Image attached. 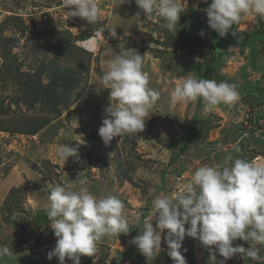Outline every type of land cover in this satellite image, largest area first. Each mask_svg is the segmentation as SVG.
Returning <instances> with one entry per match:
<instances>
[{"label": "rangeland", "instance_id": "obj_1", "mask_svg": "<svg viewBox=\"0 0 264 264\" xmlns=\"http://www.w3.org/2000/svg\"><path fill=\"white\" fill-rule=\"evenodd\" d=\"M96 2L100 21L90 25L81 17H70L64 0H0V27L5 26L0 39L15 41L10 54L21 64L20 72L37 73L43 57L46 62L59 58L72 63L68 69L78 72L68 108L60 109L58 119H52L48 106L28 103L26 92L19 87L22 78L13 81L8 91L0 86V128L23 133L0 134V246L13 252L0 259V264H59L58 259L47 258L56 242L47 219V197L56 184L85 177L94 195L112 193L124 202L130 231L105 237L98 243L97 253L81 256L80 264H174L167 255L164 233L163 250L151 261L139 263L140 252L131 243L152 218L155 196L174 193L190 181L199 166L224 162L229 156L250 161L264 153L263 136L257 133L264 128V108L260 106L264 98V17L242 16L228 34L216 37L204 11L211 0H181L183 12L171 32L159 27L162 21L158 17L149 20L141 14L137 18L140 10L134 0L121 5L115 0ZM11 17L21 18L28 27L23 36L13 21H7ZM114 27L117 35L111 37L109 30ZM101 28L105 29L104 39L97 38L99 44L98 40L91 42L90 37ZM81 36L86 39L75 43ZM58 43L79 55L63 52ZM212 44L221 50L217 81L228 79L238 84L241 99L209 113L203 112L202 99L170 107V91L178 82L190 76L203 79ZM236 47L238 51H229ZM77 48L91 54L87 69H83ZM123 49L144 55L142 70L149 77V87L161 93L154 107L164 114L151 109L142 131L114 137L105 145L98 128L109 104V90L103 89L100 80L108 61ZM2 62L0 58V65ZM49 72L48 68L40 73L43 85L49 82ZM48 120H52L49 125L33 132ZM181 126L200 130L197 141L184 152L172 144L177 134H183ZM261 129L258 132L264 134ZM67 143L77 148V156L63 164L54 151L57 145ZM12 190H16L14 197H10ZM152 223L155 226V221ZM236 245L250 247L240 239L233 242ZM180 252L186 264H207L209 253L198 240L186 236ZM223 259L217 255L218 264ZM65 264L72 261L66 258ZM224 264L253 262L237 255Z\"/></svg>", "mask_w": 264, "mask_h": 264}, {"label": "clouds", "instance_id": "obj_2", "mask_svg": "<svg viewBox=\"0 0 264 264\" xmlns=\"http://www.w3.org/2000/svg\"><path fill=\"white\" fill-rule=\"evenodd\" d=\"M115 2L121 5L129 0ZM134 3L140 10L135 15L137 18L140 19L141 14L149 20L158 17L162 21L159 27L170 32L175 31L183 12L181 0H134ZM64 7L70 9V17H81L90 25L100 21L96 0H64ZM204 11L208 27L224 37L242 16L264 17V0H211ZM104 30L94 32L91 42L98 40L99 44L97 38L104 39ZM109 34L116 37L115 27ZM233 50L238 51V47L229 49ZM143 62L144 55L125 49L108 61L100 83L103 89L109 90V104L103 109L104 118L98 128L105 145L114 137L142 131L151 115L150 110L160 99V91L149 87V77L142 70ZM238 88L235 83L190 76L172 88L169 106L175 108L177 104L186 105L202 99L203 112L209 113L221 104L238 102L241 99ZM54 154L64 164L69 157L77 156V148L68 143L59 144ZM252 159L229 156L224 162L199 166L192 172L190 181L178 186L174 193L156 195L152 200V218L145 221L131 243L151 261L163 250L164 233L167 255L174 264H186L180 249L187 236L207 249V264H218L217 255L224 258L219 264L237 255L249 258L253 264H264L261 255V247H264V159L255 162ZM124 210V202L116 195H94L86 177L56 184L47 197V219L56 238L47 258L56 257L59 264H65L66 258L72 264H80L81 256H94L102 239L130 231ZM237 239L248 242L250 247L233 246ZM12 255V249L0 246V259Z\"/></svg>", "mask_w": 264, "mask_h": 264}, {"label": "trees", "instance_id": "obj_3", "mask_svg": "<svg viewBox=\"0 0 264 264\" xmlns=\"http://www.w3.org/2000/svg\"><path fill=\"white\" fill-rule=\"evenodd\" d=\"M15 17V16H12ZM7 18V21H13L15 25L21 29V36L25 34L28 27L23 24V20L19 17L16 18ZM22 27V28H21ZM5 30V26L2 25L0 27V32H3ZM216 33V32H215ZM216 37L218 34L216 33ZM81 38L74 39L75 43H78L81 40H85L84 36H81ZM15 41L13 40H6L5 38L0 39V44H5L6 47L0 45V58L3 61L0 65V86L6 89L8 91L10 88V85H12L13 81H22L20 78L23 79V82L19 84V87L22 91L26 92L27 98L26 100L30 105L40 103L42 105H46L49 108V112L52 115V119H58L60 118L62 107H64V110L68 108L69 103V96L74 91V87L77 85L75 83L76 77H78V72L76 70L72 71L69 70L67 63L61 62V59L59 58H52L50 60H47L46 57L42 58V63L40 65L39 70H37V73L29 74L25 72H20L21 64L17 62V60L14 58V56H11L10 49L13 48ZM57 47L60 48L63 52H67V48H62V45L60 43L57 44ZM75 47V46H74ZM76 48V47H75ZM209 49V57L206 58L205 61H207L208 66L206 68V74L204 75L203 79H213V80H219V78H216L219 72V68L221 69L222 63H221V50L219 46L210 45L208 47ZM79 48H77L78 50ZM81 53V60H84L83 69H87L89 67V64L91 62V54L85 52L84 50H80ZM69 53H74L75 51L69 50ZM74 56H77L79 54L74 53ZM75 58V57H74ZM164 61V60H163ZM82 65V66H83ZM196 67V65H194ZM50 69L51 72H49V82L46 85H43L40 76L43 73V71H46L47 69ZM216 72V73H215ZM41 73V74H40ZM213 74H215L213 76ZM225 77V76H224ZM226 79V77H225ZM222 80V78H221ZM217 81V82H218ZM226 82L233 83L231 80L226 79ZM24 100V99H22ZM13 102V101H11ZM19 102V101H18ZM14 103V102H13ZM17 104V103H16ZM261 104V103H260ZM47 108H45L46 110ZM154 112L157 114H164L159 109H155V107L152 108ZM50 119V118H49ZM52 120H48L45 124H40L39 126L34 129V133H37V131L45 128ZM183 130V134L176 136V138H173L172 144L179 146V152H184V150L188 147V145H192L200 136V130L193 127L185 128L181 126ZM36 131V132H35ZM0 132H10L11 134H23L22 132H11L7 131L2 128H0ZM33 135V133H30L29 136ZM263 142V141H262ZM264 143V142H263ZM16 190H12V193L10 194V197H14ZM263 250L264 247H261V255L263 256ZM51 250H48L50 252ZM137 257L138 262L142 263L146 260V258L140 253ZM53 259L57 260L56 257H53Z\"/></svg>", "mask_w": 264, "mask_h": 264}, {"label": "built area", "instance_id": "obj_4", "mask_svg": "<svg viewBox=\"0 0 264 264\" xmlns=\"http://www.w3.org/2000/svg\"><path fill=\"white\" fill-rule=\"evenodd\" d=\"M108 2H111V0H107ZM261 108H264V99L262 100V104H261ZM262 120V119H261ZM259 121V120H258ZM264 121V119L262 120ZM264 132V128L261 129ZM263 135V139H264V134ZM30 139L34 140L35 142L37 141V138L35 135L30 136ZM258 159H264V156H257L255 158L252 159V162L257 161ZM264 256V255H263Z\"/></svg>", "mask_w": 264, "mask_h": 264}, {"label": "crops", "instance_id": "obj_5", "mask_svg": "<svg viewBox=\"0 0 264 264\" xmlns=\"http://www.w3.org/2000/svg\"><path fill=\"white\" fill-rule=\"evenodd\" d=\"M264 117V116H263ZM262 116H261V119L263 120L264 118H263ZM3 132H0V134H2ZM209 146V145H208Z\"/></svg>", "mask_w": 264, "mask_h": 264}]
</instances>
